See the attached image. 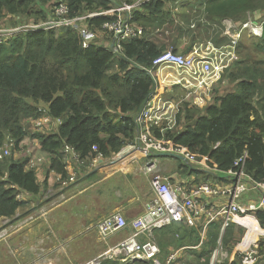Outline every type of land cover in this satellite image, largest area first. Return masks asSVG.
<instances>
[{
  "label": "trees",
  "instance_id": "obj_1",
  "mask_svg": "<svg viewBox=\"0 0 264 264\" xmlns=\"http://www.w3.org/2000/svg\"><path fill=\"white\" fill-rule=\"evenodd\" d=\"M125 1L133 3L136 0ZM167 1L152 0L135 9L131 22L140 25L144 29V35L123 40L119 54L114 53L110 46L96 43L84 47L80 32L71 26L63 27L67 29L62 31L60 37H57L55 28H40L17 34L6 44H0V148L4 146L8 135L20 147L28 134L25 120L44 114L52 120H62L58 131L36 135L42 149L50 154H61L62 148L70 146L82 160H86L93 159L98 154L110 156L133 143L138 133L136 117L146 106L156 86V78L149 72V68L153 60L168 49L167 45L160 46L149 38L148 28L163 30L162 33L165 34V24L169 23L172 27L176 20ZM60 3L69 7L70 17H79L93 11H106L115 7L118 2L0 0V18L5 15L28 17L29 22L17 20V25L41 24L53 18L61 20L66 16L55 14V8ZM262 10L264 0H200L189 9V12L195 11L193 14L183 16L184 31L193 36L195 44L206 40L203 39L204 36L197 35L200 26L205 24V19L207 22L233 19L243 23L248 20L251 12L256 20L251 18L260 21L263 18ZM113 19L114 17L109 16L91 18L88 24H94L96 32L102 30L104 22ZM172 30L177 31L173 41H178L183 33L182 27ZM261 39L264 49V36ZM217 44L225 42L219 41ZM240 45L241 42L239 52ZM243 60L238 59L225 72L226 76L235 67L231 71L234 76L230 78L232 83H236L235 88L224 94H215L214 103L204 110L194 109L196 106L191 109L187 102L184 103L177 116L176 128L167 133L168 139L173 143L187 147L197 154L199 161L208 158V168L200 169L199 173L204 181L239 169L235 168V162L246 154L244 171L247 183L264 184V68L259 66L264 65V62L248 64ZM115 61L118 62L119 69L110 73L109 67ZM238 64L241 66L238 67ZM236 71L237 74H234ZM40 102L45 103V112L40 107ZM28 160L27 157L0 158V219L14 217L19 208L28 206L33 201L32 197L39 195L41 191L37 171L29 166ZM66 167L62 155L53 158V169L58 173L65 176ZM232 178L234 181V177ZM22 194L28 195L27 198L22 199ZM256 217L264 227V209L257 211ZM219 223L223 225L221 221ZM221 225L215 222L200 251L188 250L189 255L195 256L188 264L196 261L199 264L201 260H205L204 264H210L219 246L223 245L232 252L241 242L245 234L243 228L236 230L235 224H231L222 233ZM154 233L164 254V262L172 244L176 248L195 246L201 239V231L182 223L156 229ZM262 240L259 246L260 257H264ZM106 260L102 264L154 262H129L120 258ZM241 262L242 255L237 253L236 260L223 264Z\"/></svg>",
  "mask_w": 264,
  "mask_h": 264
},
{
  "label": "crops",
  "instance_id": "obj_2",
  "mask_svg": "<svg viewBox=\"0 0 264 264\" xmlns=\"http://www.w3.org/2000/svg\"><path fill=\"white\" fill-rule=\"evenodd\" d=\"M187 1L168 0L167 5L171 10L175 5V11H179V15L172 12L176 19L174 27H168L166 23L165 34L162 33L163 30L148 28L149 38L160 46L167 45L168 48L172 47L177 52H190L194 38L184 31L185 20L183 21L182 18L188 16L190 7H194L195 4ZM7 17L19 21L25 20V15H8ZM231 21L240 22L233 19L207 22L205 19V24L200 26L197 35L204 36L203 39L206 40L202 41H213L215 44L219 41L228 43L230 35L226 32V28ZM136 26L142 28L140 25ZM179 27H182L184 34L178 37V41H173L177 31L172 29ZM100 37L104 40L100 45L107 46L112 42L104 35ZM246 37L247 34L242 41ZM118 69L117 64L110 73L117 72ZM167 73V80H173V76H177L175 70ZM163 80H165V73L157 77L158 84L166 92L165 95H170V98L174 99V87L177 85L165 87ZM217 86L215 85L213 90ZM202 93H196L201 96L199 100L201 106H196L200 107V110H204L215 101V92H212V88L209 91L203 90ZM41 121L46 128L54 127L56 130L61 124L58 119L47 124L41 117ZM178 127L183 128L182 125ZM152 128L156 129V127ZM39 147V158L35 160L34 168L41 184V191L39 195L32 197L33 201L28 206L19 208L14 217L0 219V264H44L46 261H55L57 264H79L97 260L107 249L117 245L132 233L131 226H128L105 239L99 233V222L108 215L121 213L130 223L147 211L149 203L155 197L151 174L145 170L146 164L153 158H157L158 161L157 172L162 174L175 190L180 189L178 190L180 196L193 193L203 184L219 187L229 186L233 182L232 176L225 173L219 178L214 176L204 181L199 173L200 169L208 168L205 164L188 161L175 153H160L154 150L146 152L143 145L140 146L137 143V138L122 151L114 152L98 161H95V158L82 160L79 156L75 157L68 152L66 147L62 148L61 154L58 155H62L67 164L65 176L53 169V158L58 155L43 150L41 144ZM31 160H28L29 166ZM70 176H74V180L64 184L62 180H68ZM27 196L22 194L21 198L25 199ZM261 196V190L249 189L240 200L250 203L257 201ZM202 198L210 202L211 209L209 213L200 217L197 227L188 226L196 228L198 232L201 231V239L195 246L186 245L176 248V245L172 244L169 246L172 248L171 252L182 249L185 257L188 250L204 245L208 238L207 233L214 227L215 222L221 225L219 223L221 221L223 224V217L216 214L215 208L227 204L231 198L215 194L203 195ZM178 223L186 225L183 222H174L168 226L172 227ZM154 234L142 235L140 240L146 242L155 237ZM254 238L255 233L250 240ZM237 252H239L238 248L232 254L231 260L234 258L236 260L234 255ZM193 257L195 259V256ZM263 262L264 257H261L256 264H263Z\"/></svg>",
  "mask_w": 264,
  "mask_h": 264
},
{
  "label": "built area",
  "instance_id": "obj_3",
  "mask_svg": "<svg viewBox=\"0 0 264 264\" xmlns=\"http://www.w3.org/2000/svg\"><path fill=\"white\" fill-rule=\"evenodd\" d=\"M152 0H136L128 3L125 0H117V5L106 11H93L82 14L79 17H70L69 7L65 3H60L55 8V14L66 16L61 20L50 19L41 24H24L11 26L0 22V44H6L17 34L40 28H57L61 26H71L77 29L83 37V46L88 47L94 43L98 34L94 31V24H88L91 18L102 16L114 17L111 21H106L102 25V31L109 34L112 39L110 46L114 53L119 54L122 49L123 40L129 37H137L143 34V29L131 22L133 11L140 8ZM226 32L230 35V41L225 44L217 45L213 41H201L194 44L191 51L181 53L174 48L167 49L160 53L152 62L149 72L152 73L156 80L155 91L147 102L146 106L137 115L138 124L137 143L143 145L146 152L151 150L160 153H175L191 162L205 164L208 158L198 160L197 154L191 152L187 147L173 143L167 137V133L177 126V116L182 105L195 96V105L199 106V100L203 90L214 89L216 83L222 80L226 70L231 68L239 59L238 46L246 34L255 37L264 35V16L260 21H255L251 17L243 23L229 22ZM157 71V74L155 73ZM167 70H175L177 76L173 80H167ZM165 73L163 83L168 87L174 84L182 85L188 93L185 97L172 99L166 97V92L158 84L157 77ZM199 93V94H196ZM198 104V105H197ZM44 121L51 123L53 120L49 116L43 117ZM62 123V120L58 118ZM39 129L43 127L42 121L39 120ZM152 127H156L153 129ZM159 132L162 137L158 136ZM75 157L79 154L70 146L66 147ZM97 150V147H95ZM11 155L9 148L0 150V158ZM102 154L95 157V161L102 158ZM246 154L238 158L235 162V169L230 172L234 181L229 186L215 187L210 184H203L191 194L180 196L178 190L166 181L164 176L157 172V158L149 160L145 166L148 174H151L152 185L155 190V197L148 205L147 211L130 223L121 213H115L104 217L98 224L99 233L107 239L112 234L131 226L132 233L120 241L117 245L107 249L100 257L109 253H114V257L121 260L142 258L153 260L155 264H178L183 258L184 251H172L165 262L159 261L161 248L156 240L149 239L146 242L140 240V236H149L156 229H163L174 222H183L187 226L197 227L200 217L209 213L210 202L204 200L203 195H220L231 198L227 204L216 207V214L223 217L222 230L227 229L231 224H236L245 229V236L238 244V251L242 255L241 264H256L260 258L258 247L261 236L264 235V227L256 217V212L264 209V184L256 183L249 185L246 181L244 165ZM36 159H32L30 166L34 168ZM208 167V166H207ZM229 174V175H230ZM74 180L70 176L68 180H62L64 184ZM257 189L262 191V196L255 202H241V197L249 190ZM21 197V196H20ZM214 219V218H213ZM205 232V231H204ZM255 233V238L250 240ZM203 236V235H202ZM205 237H203L204 239ZM199 247V246H198ZM184 250V249H183ZM180 252V254L178 253ZM46 264H53L47 262Z\"/></svg>",
  "mask_w": 264,
  "mask_h": 264
},
{
  "label": "rangeland",
  "instance_id": "obj_4",
  "mask_svg": "<svg viewBox=\"0 0 264 264\" xmlns=\"http://www.w3.org/2000/svg\"><path fill=\"white\" fill-rule=\"evenodd\" d=\"M179 1H183V0H179ZM199 1L200 0H188L187 2L188 3L197 4V3H199ZM171 11L175 15H179V11L178 10L175 11V5H173V8H172ZM194 12L195 11H190V12H188V15H191ZM250 13H249L248 17L254 18L253 14H250ZM261 14H262L261 16H264V10L261 11ZM6 17H7L6 15L1 17L0 18V22L3 21L7 25H17V23H16L17 20L16 19L15 20L14 19H8V17L7 18ZM27 20H28V17L25 16V20L24 21L26 22ZM27 22H29V21H27ZM174 24H175V22L173 23V27H174ZM167 26L170 27L171 25L169 23H167ZM63 27H65V26L55 28V32L57 34V37H60L63 34L62 31L67 29V28H63ZM96 32L98 34V38H97V41H96L97 44H100V43L104 42V40L101 39L100 35H104V36H106L108 38V40H110V35L106 34L104 31L97 30ZM262 37H257L256 38V37H253V36H250L249 34H247V37L245 38V40H243L241 42V45H240L242 51L240 50V52H239V49H238L239 61H241V58H243L244 59L243 61L247 62L248 64H253V63H256V62H259V63L260 62H264V49L262 48L263 44H261V40H262L261 38ZM168 49H172V47H169ZM117 63L118 62L115 61L114 64L110 65L108 71L110 72L111 69L115 68ZM239 65L240 64H238V67H239ZM259 66L264 68V65H260L259 64ZM232 70L227 72L226 76H225V72H226L225 71L224 74H223L222 80L219 83L215 84V85H218V86L216 87L215 90H213L215 92L214 95L217 94V93L224 94L229 89L235 88L236 83H232L231 80H230V78L232 76H234L233 73H231ZM168 71H171V70H167L166 72H168ZM155 73L157 74L156 70H155ZM234 74H237V71L234 72ZM187 93H188V90H186L182 85H177L176 87H174V94H175L174 98L175 99H177L179 97H184ZM202 95H205V93H202ZM167 96L170 97V95H166V97ZM258 98H259V96L256 97V99H258ZM30 100L32 101V103H35L32 99H30ZM186 104H188V106L191 109H193L194 107H192L190 105H195V96H192ZM39 105H40L41 108H44L43 112H45L46 111L45 103L40 102ZM199 106H201L200 103H199ZM199 108L200 107H196L194 109H198L199 110ZM44 116H47V115L44 114L43 116L41 115L39 117L29 118V119L25 120L24 125H25V129L28 132V134H27L26 138L21 142L20 147L16 146L15 140L12 139L11 135L7 136L6 142H5L4 146H2L0 148V150H3L4 148H9L10 151H11V155H8V156L4 157L3 160L6 159V158H9V157H14L15 159L20 158V157H27V159H33V158L37 159V158H39V151H40L39 145L41 144V142H40V140L38 138H36V135L38 133H46L47 134V133H52V132L58 131V129L56 130V129H54V127H52V128L51 127H47L46 128L44 123H42V124H43V127H45V128H40L39 129V125H38L39 119L41 120V117H44ZM234 228L236 230H240L239 229L240 227L237 226V225H234ZM244 236H245V234H244ZM155 237L153 236L151 239L155 240ZM156 240H158L157 237H156ZM261 240L264 241V235L261 236ZM238 244L235 246L236 248L238 247ZM260 244H261V242H259V246H260ZM235 247H234L233 251L231 252L229 250H226L223 247V245L219 246L215 250V252H214V254H213V256H212V258L210 260V264H223V263H225L227 261L233 262L235 258L233 260H231V258L233 257L232 254L234 253V251L236 249ZM171 250H172V248L169 249L170 252H171ZM195 250L196 251H200L201 247L199 246V247L193 249V251H195ZM259 250L260 249L258 247V252H259ZM178 253L180 254L179 251H178ZM237 253H239V252H237ZM236 254L234 255L235 257H236ZM261 256H263V255H261ZM164 258H165L164 255L161 253L159 261L161 263H163L164 262ZM106 259L115 260V259H117V257H114V253L111 252L108 255L104 256V257H101V258L99 257L97 260H91L89 262H80L79 264H102V262L107 261ZM193 259H194V257L189 255V252H187L185 257H184V253H183V258L178 262V264H188ZM259 259H261V257ZM136 260H147V259L135 258V259H129V260H125V261L132 262V261H136ZM204 261L205 260L199 261L200 262L199 264H204ZM51 262L53 264H57L55 261H51ZM196 262H192V263L196 264ZM46 263H47V261L44 264H46ZM153 264H155V262H153ZM263 264H264V262H263Z\"/></svg>",
  "mask_w": 264,
  "mask_h": 264
},
{
  "label": "clouds",
  "instance_id": "obj_5",
  "mask_svg": "<svg viewBox=\"0 0 264 264\" xmlns=\"http://www.w3.org/2000/svg\"><path fill=\"white\" fill-rule=\"evenodd\" d=\"M12 26V25H11ZM94 43H96L97 44V42H96V39L94 40ZM98 45H100V44H98ZM48 116V115H47ZM54 121V120H53Z\"/></svg>",
  "mask_w": 264,
  "mask_h": 264
}]
</instances>
